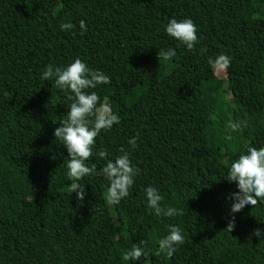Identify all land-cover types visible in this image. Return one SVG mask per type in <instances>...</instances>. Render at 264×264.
<instances>
[{
	"label": "trees",
	"instance_id": "16d2710c",
	"mask_svg": "<svg viewBox=\"0 0 264 264\" xmlns=\"http://www.w3.org/2000/svg\"><path fill=\"white\" fill-rule=\"evenodd\" d=\"M173 17L195 23L194 50L167 35ZM168 48L176 56L158 61ZM219 54L231 59L225 79L208 64ZM76 58L110 77L89 91L120 117L87 165L104 166L101 148L106 159L124 148L139 169L118 205L103 176L79 181L82 201L69 190L54 130L72 101L40 77ZM230 120L247 127L232 132ZM249 146H264V0H0V264H264V236L252 235L264 233V200L231 213L238 189L225 179ZM150 185L184 214L156 216ZM167 225L185 241L171 258L157 255ZM133 244L147 255L123 260Z\"/></svg>",
	"mask_w": 264,
	"mask_h": 264
},
{
	"label": "clouds",
	"instance_id": "9594fccd",
	"mask_svg": "<svg viewBox=\"0 0 264 264\" xmlns=\"http://www.w3.org/2000/svg\"><path fill=\"white\" fill-rule=\"evenodd\" d=\"M61 30H71L74 25L71 23L61 24ZM81 34L87 31L84 21L79 22ZM165 31L168 36L179 41L188 50H194L198 43L197 28L191 18L177 20L175 17L168 20ZM206 49H201L204 54ZM176 56L173 48L161 49L158 51V61H170ZM208 64L216 70L226 71L231 64L230 57L219 54L208 58ZM43 80H53L58 89L62 90L68 100L72 101L68 107L66 117L59 121L60 126L54 130V137L58 139L67 150V176L70 184L69 190L76 194L77 200L82 201L85 197L84 185L79 181L89 175L103 176L109 183L105 199L111 205H118L121 199L127 197L129 189L134 184V178L139 174V169L132 165L128 152L120 148V154L114 159H106L108 152L101 148L96 155L105 159V164L97 170L95 164L89 167L86 163L93 155L96 137L102 130H110L114 124L120 123V117L115 114L107 101H101L95 89L98 85L109 84L110 77L100 70L90 68L81 59L76 58L64 67H53L49 65L41 74ZM247 127L246 121H229L227 129L235 132ZM231 139L230 135L226 136ZM137 137H133L128 143L135 148ZM228 182H235L236 192H233L229 199L232 201L230 212H240L246 205L256 206L264 200V146L259 148L249 146L246 154H240L237 159L231 162L228 167ZM146 205L156 216L174 217L184 214L182 209L168 206L162 207L163 196L156 187L148 186L144 189ZM167 234L158 239L159 252L171 258L178 250V246L184 244V236L181 228L177 225H167ZM235 228V217L232 216L226 225L225 230L231 233ZM252 235L261 238L264 233L255 229ZM145 241H141L144 244ZM147 254L144 248L133 244L131 249L123 254V260L137 261Z\"/></svg>",
	"mask_w": 264,
	"mask_h": 264
},
{
	"label": "rangeland",
	"instance_id": "374dc122",
	"mask_svg": "<svg viewBox=\"0 0 264 264\" xmlns=\"http://www.w3.org/2000/svg\"><path fill=\"white\" fill-rule=\"evenodd\" d=\"M215 73H216L217 76H219V77H221L223 79H225V77H226V73L223 70H216L215 69Z\"/></svg>",
	"mask_w": 264,
	"mask_h": 264
}]
</instances>
